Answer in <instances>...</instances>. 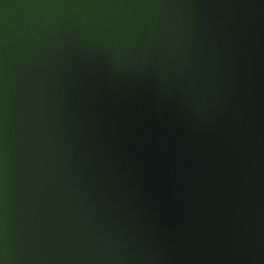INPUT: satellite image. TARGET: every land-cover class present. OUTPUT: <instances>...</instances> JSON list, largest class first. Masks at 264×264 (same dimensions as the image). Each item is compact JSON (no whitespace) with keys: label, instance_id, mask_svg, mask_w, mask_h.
<instances>
[{"label":"water","instance_id":"1","mask_svg":"<svg viewBox=\"0 0 264 264\" xmlns=\"http://www.w3.org/2000/svg\"><path fill=\"white\" fill-rule=\"evenodd\" d=\"M0 264H264V0H0Z\"/></svg>","mask_w":264,"mask_h":264}]
</instances>
